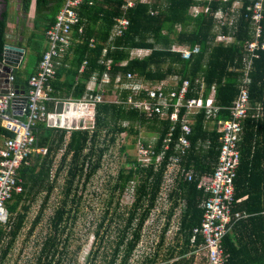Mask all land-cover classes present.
I'll return each instance as SVG.
<instances>
[{"label": "trees", "instance_id": "obj_1", "mask_svg": "<svg viewBox=\"0 0 264 264\" xmlns=\"http://www.w3.org/2000/svg\"><path fill=\"white\" fill-rule=\"evenodd\" d=\"M235 1L237 0L223 3L214 0L210 3L212 13L193 17L190 15V9L197 4L194 0H148L146 3L139 2L126 11L123 9L125 0H85L80 9L83 34L76 33L78 42L52 82L55 97L61 100H81L92 76L98 74L100 80L105 72L106 67L100 64V60L104 49L107 48L106 58L113 60V78L118 74L133 73L145 84H158L171 76H180L182 79L203 77L207 85L206 94L213 85L216 86L217 105L223 110L214 123L210 122L207 126L204 112L194 117L193 132L189 137L191 148L183 162L185 170L192 171L194 178L191 181L182 177L176 178L174 187L168 193L167 202L172 200L173 205L168 214L162 240L158 250L153 256L146 257L143 264H196V255L200 252L203 239L198 237L197 242L192 244L191 238L194 229L202 223L204 212L201 204L206 198L205 193L198 189V185L202 180L207 181L218 165L222 137L219 122L229 118L227 109L239 95L243 77L244 48L247 42L253 41L252 22L244 15L247 7L256 0H241L242 8L231 13ZM53 2L56 3L54 10L49 7ZM9 3L10 0L0 1V64L3 62L8 42ZM30 3L31 0H24L26 12ZM62 4L63 0H37L38 18L40 21L48 18L49 24L42 34L30 37L28 48L31 62L23 72L21 69L14 70L12 75L15 85L28 87L29 79L36 74L37 71L30 69H38L47 50L44 47L46 32L54 24ZM199 5L205 7L208 4L205 2ZM219 9L228 12L229 19L234 16L232 26L226 24L216 30L218 22L213 13ZM46 10L49 16L44 15ZM122 17L129 20L130 26L124 35L110 46L108 40L115 21ZM220 33L224 36L232 35L234 42L229 45L216 44L215 38ZM92 39L95 42L93 46L90 44ZM176 45L188 46L190 49L198 46L200 51L186 60L182 58L181 53L173 51ZM136 49L150 50V54L142 59L131 58V52ZM258 53L259 58L254 60L250 74L252 81L249 92L252 105H261L263 115L260 119L246 121L240 144L241 162L235 179L233 208L235 212L247 216L236 223L233 232L224 240L226 264H264V50ZM85 61L86 68L80 72ZM122 62L127 64L122 66ZM49 110L53 111V105L49 106ZM170 127L169 120L158 116L147 118L138 111L125 109L111 102L97 105L93 130H67L49 127L45 122L38 123L33 129L35 147L46 149L47 153L34 154L31 164L19 170L23 191L13 195L7 204L11 213L9 225H0V264L5 263L25 228L31 202L38 195L46 193L44 203L29 230V236L40 225L46 205L57 187L60 173L67 169L63 196L51 220L52 232L40 244V250L32 260V264H62V257L68 249V239L63 243L61 236L66 227L64 223L73 210L72 205L81 200L77 193L78 184L81 181H84V185L90 182L102 167L106 153L118 142L122 133L137 135V142H143L145 146L152 144L155 155L151 163L146 165L139 161L138 157L127 153L129 146L121 147L126 161L118 171L113 191L119 192L121 197L132 189L133 200L126 214H116L117 222L122 225L117 228L119 234L115 241H106L105 236L101 235L108 215L106 211L95 232L96 247L91 251L86 264H130L142 240L145 224L153 212H159L156 210L162 200L161 194L164 193L168 159L174 153L173 148L181 134L178 126L170 151L162 163L156 166V157L163 149ZM143 129L155 136L154 143L140 137ZM0 135L14 136L2 126L1 119ZM60 151L64 153L54 175L52 172ZM178 208L182 210L174 236L176 244L169 248L162 261L159 252L164 243V235ZM113 221L114 219L108 228ZM205 261L207 264L206 258L202 264H205Z\"/></svg>", "mask_w": 264, "mask_h": 264}, {"label": "built area", "instance_id": "obj_2", "mask_svg": "<svg viewBox=\"0 0 264 264\" xmlns=\"http://www.w3.org/2000/svg\"><path fill=\"white\" fill-rule=\"evenodd\" d=\"M197 4L190 9V15L197 17L202 13H212L210 3L214 0H194ZM228 3L231 0H219ZM139 2L148 0H125L123 9L135 7ZM207 3L205 7L199 4ZM85 0H63V4L56 15L54 24L46 33L48 47L38 66L36 74L28 81L22 101L20 89L15 88V78L9 77L10 88L8 94L0 95V119L2 126L11 131L13 137L3 136L0 141V225L8 226L11 213L7 204L13 195L23 191V180L19 176V170L31 164V157L38 154H46V149L35 147L36 138L33 129L40 122H45L49 127L67 130H93L95 127L96 107L104 102H111L123 106L128 110L138 111L147 118L158 116L169 120L171 127L164 140V146L156 157V166H159L171 149L174 133L180 127V137L173 148L174 153L168 159L165 172L164 192H171L178 177L193 180L192 171H186L183 162L188 157L193 132L194 117L201 112L205 113V125L213 124L217 116L223 110L217 105L216 86L213 85L206 94L207 85L203 77L182 79L180 76H171L166 81L158 84H145L133 73L112 76L113 60L107 59L108 49L105 48L100 64L106 67L101 79L94 74L87 84L86 94L81 100H61L55 97L52 82L57 76L59 68L65 59L72 53V49L79 35L83 34L80 9ZM90 4H92L90 2ZM241 0H237L231 7V13L242 8ZM220 27L234 23V16L228 18V12L219 9L213 13ZM250 19L253 25V41L247 42L244 48L243 77L240 81V92L229 111V118L219 122L221 147L218 165L214 173L207 181L202 180L198 189L202 190L206 198L201 204L203 220L199 227L195 228L191 243L195 244L198 237L203 239L200 252L203 253L207 264H226L227 256L224 249V240L233 230L238 221L245 218L246 214L234 211L235 179L241 162L240 144L245 133V124L248 119H260L263 115L261 105L253 106L250 99L249 86L251 84V71L255 59L259 58V51L264 50V0H256L249 5L244 15ZM130 22L127 18H118L115 21L108 40L110 46L124 35ZM216 44L229 45L234 42L232 35L218 34L214 41ZM91 40V46L94 45ZM113 47V46H112ZM173 51L182 54L183 59H190L198 54L200 49L196 46L190 49L188 46L176 45ZM150 54V50L136 49L131 52V58H144ZM127 62H122L125 66ZM87 61L81 67L80 72L86 68ZM59 102H64L63 113H56ZM53 105V111L49 106ZM74 110V111H73ZM68 111V112H67ZM70 119L65 125V120ZM67 119V120H68ZM72 119H75L72 121ZM83 122V127L80 123ZM127 125V124H125ZM154 146H145L143 142L136 144L139 161L150 164L155 155Z\"/></svg>", "mask_w": 264, "mask_h": 264}, {"label": "rangeland", "instance_id": "obj_3", "mask_svg": "<svg viewBox=\"0 0 264 264\" xmlns=\"http://www.w3.org/2000/svg\"><path fill=\"white\" fill-rule=\"evenodd\" d=\"M140 133L142 139L154 143L155 136L151 135L147 129L141 130ZM118 139V142L106 153L102 167L90 182L84 185V181H81L78 184L77 193L81 200L72 205L73 210L69 215L70 217L64 223L66 227L63 235L60 232L63 243H66L68 239V249L62 257V264H86L91 251L96 247L94 244L96 240L95 232L104 218L106 211H108V215L106 216L104 227L101 229V235L105 236L106 241H115L117 239L119 234L117 228H121L122 223L117 222L116 214L127 213V208L130 207L133 200V190L130 189L120 197L119 192L113 191V186L119 169L126 161V155L121 152V147L124 145L129 146L130 148H128L127 153L130 156L138 157L136 149L138 136L122 133ZM63 153L64 151H60L56 157L55 167L52 172L54 175L60 166ZM66 170L60 173L57 187L46 205L40 225L29 236V230L44 203L46 193L38 195L31 202V210L28 214L25 228L21 232L4 264H32L34 256L40 250V244L52 232L51 220L63 196V188L67 177ZM166 196L167 192L161 194L162 200H160L158 205L160 211L154 213V218L151 216L150 220L145 224L142 231V240L130 264H143L146 257H149V255L153 256L154 252L158 250L159 242L162 240V235L168 222V214L173 205L172 200L171 202L170 200L167 202ZM175 215L170 227L165 232L164 243L159 252L160 260L166 256L169 248L176 244L174 236L178 225L179 210L176 211ZM152 218L153 221H151ZM112 219L114 221L108 228ZM196 256V264H202L205 259L203 253L199 252ZM102 264L105 263L103 262ZM157 264H161V262Z\"/></svg>", "mask_w": 264, "mask_h": 264}, {"label": "crops", "instance_id": "obj_4", "mask_svg": "<svg viewBox=\"0 0 264 264\" xmlns=\"http://www.w3.org/2000/svg\"><path fill=\"white\" fill-rule=\"evenodd\" d=\"M0 1H3V0H0ZM55 6H56V3L53 2L50 4L49 7L54 10ZM1 7H3V6H1ZM48 14H49V12L46 10L44 12V15L49 16ZM44 20L45 21H40V19L38 18L37 0H31L30 7H29V10L27 12L24 9V0H10L9 8H8V25H7V40H8V42H7V44L10 46L16 47V48L24 49V51H25L24 56L21 59L19 67L16 68V69H21L22 72L26 69L27 65H29L31 62V61H29V48H28L29 42H30L29 39L32 35H36V34L39 35V34L43 33V30H45V27H47V25L49 24L48 18L44 19ZM44 47H46V48L48 47L47 40L44 42ZM16 69H14V70H16ZM14 70H13V72H14ZM31 70H33L35 72L38 69H37V67H35V68L33 67L30 69V71ZM25 77L26 76H23V78H25ZM25 90H27V87H25ZM73 120H74V122L76 121L75 119H72V121ZM68 121H70V119H68ZM2 138H3V136L0 135V141L2 140ZM177 210H179V217H180L182 208H178ZM156 211H160L159 207H157ZM154 213H156V212H153V214H152L153 218H154ZM175 216H174V218H175ZM179 217H178V223H179ZM153 218L151 221H153ZM172 219H173V217H172ZM171 221H170V224H171ZM232 232H233V230L230 233H232Z\"/></svg>", "mask_w": 264, "mask_h": 264}, {"label": "water", "instance_id": "obj_5", "mask_svg": "<svg viewBox=\"0 0 264 264\" xmlns=\"http://www.w3.org/2000/svg\"><path fill=\"white\" fill-rule=\"evenodd\" d=\"M24 49L16 48L10 45H6L4 51V59L0 64V95L8 94L10 88L9 77L12 75L13 70L19 67L21 59L24 56ZM16 89H20L21 100L26 102L25 86L15 85ZM65 108L64 102H59L56 108V113H63ZM74 111V110H73ZM68 112V111H67ZM68 124V120H65V125ZM80 127H83V122L80 123Z\"/></svg>", "mask_w": 264, "mask_h": 264}]
</instances>
